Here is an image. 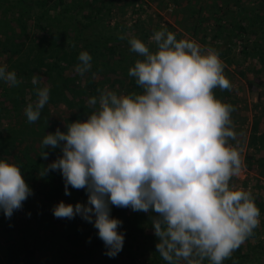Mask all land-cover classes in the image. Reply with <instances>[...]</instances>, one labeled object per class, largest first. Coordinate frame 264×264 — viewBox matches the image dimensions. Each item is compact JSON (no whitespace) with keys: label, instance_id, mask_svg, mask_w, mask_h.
Returning <instances> with one entry per match:
<instances>
[{"label":"clouds","instance_id":"obj_1","mask_svg":"<svg viewBox=\"0 0 264 264\" xmlns=\"http://www.w3.org/2000/svg\"><path fill=\"white\" fill-rule=\"evenodd\" d=\"M127 39L137 54L128 76L141 91L117 94L105 86L86 101L87 119L65 122L43 137L42 148L61 155L39 171H59L69 186L85 190L87 202L60 201L56 218L80 216L93 223L107 255L115 258L125 243L122 221L112 207L149 214L156 251L168 264H223L259 227L260 209L251 188L231 184L244 167L231 113L214 89L231 90L218 51L197 41L177 39L165 26L155 31L151 49L141 39ZM74 71L84 77L92 69L87 51L78 55ZM0 81L18 86L16 72L0 65ZM36 100L24 114L29 123L41 118L50 88L34 74ZM45 160L49 152L40 155ZM34 194L21 168L0 159V211L11 218ZM233 264H238L233 261Z\"/></svg>","mask_w":264,"mask_h":264},{"label":"trees","instance_id":"obj_2","mask_svg":"<svg viewBox=\"0 0 264 264\" xmlns=\"http://www.w3.org/2000/svg\"><path fill=\"white\" fill-rule=\"evenodd\" d=\"M170 1L185 11L186 21L191 19L185 29L189 28L202 45L216 49L224 59V75L231 82L232 88L223 91L217 88L213 91L219 100L234 106L235 111L231 113V119L238 133L237 124H234L237 118L234 113L240 108L234 95L233 74L229 72L228 67L240 65V60L225 55L230 56L236 41H240L242 58H252L264 64V0H259L258 6L248 11L242 7L241 0H235L238 11L231 18L230 11H224L217 0H211L212 3L207 8L209 17L204 16L202 5H199L196 11L189 10L188 6L193 3L192 0ZM182 1L186 2V6L182 7ZM120 2L0 0V58L6 57L5 61L0 59V65L6 64L9 71L14 70L17 79L21 81L15 87H9L7 83L2 84L5 96L18 94L19 99L15 100L11 108L1 104L0 118L4 113L16 112H19L18 116L22 118L20 124L14 126H17L16 128L7 129L5 136L0 132V159L18 165L28 185L47 201L48 206H54L60 201L73 205L78 202L85 203L87 194L83 189L76 190L69 186L71 195H65V183L59 171L49 172L44 177L39 175L42 166L50 164L61 152L59 149H44L41 146L46 133H54L57 129L53 127L51 114L45 108L48 104L42 110L43 118L34 123L28 122L27 125L21 124L26 118L25 107L28 103H34L37 98L34 91L36 86L31 82L32 76L36 74L41 77L40 87L47 85L50 88L48 103L73 108L74 114L66 122L87 119L85 112H90L91 109L87 108L86 101L90 96L99 94L97 89L107 86L117 94L141 91L135 83V78L128 76L129 68L134 66L139 57L130 51L128 40H122L120 36H135L153 50L155 44L149 42L152 33L141 19H137L130 26L123 22L113 24L112 19L121 7ZM127 4L135 15L137 10L134 9L133 3ZM212 18L215 24L209 33L205 23L213 20ZM226 18L230 20L229 25L224 24ZM156 27L161 28L159 25ZM255 36H258L260 41L251 45V38ZM81 51H87L92 56L91 72L84 77L74 71ZM72 72L75 75H72ZM247 81L249 90L253 91V82L249 79ZM255 112L244 156V167L253 176L250 175V180L245 181L233 177L230 183L244 190L251 188L255 203L260 209L261 223L254 230L253 238H256V243L252 245L251 250L246 251L241 245L223 264H233V261L238 264H264V238L260 239L264 234V114ZM230 143L235 146L237 140ZM43 151L49 152L47 160L40 157ZM250 181H253V185ZM44 207H36L35 225L38 224L40 216L49 218L52 215L49 208ZM111 215L123 222L119 231L125 234L123 250L115 258L105 255V245L98 237V230L94 228L93 223L80 216L74 219L58 218L59 225L48 221L47 226L51 227L52 235L50 247L57 248L61 254L58 262L61 263L68 257L78 262L87 260L89 264H168L156 251L158 238L154 235L148 213L113 206ZM3 227L0 229V236L12 231L13 222H6ZM28 227V230L31 229V226ZM34 233L39 232L35 230ZM35 238L36 242L32 244L19 233L13 239L9 236L11 241L6 249V264H44L36 260L40 250L37 242L42 240L38 234Z\"/></svg>","mask_w":264,"mask_h":264},{"label":"rangeland","instance_id":"obj_3","mask_svg":"<svg viewBox=\"0 0 264 264\" xmlns=\"http://www.w3.org/2000/svg\"><path fill=\"white\" fill-rule=\"evenodd\" d=\"M119 10L114 14V18L112 19L113 24L116 22H123L128 26L132 25L137 19H141L145 24V27L148 28L149 32L153 33L155 31L160 30L161 28H157L156 25L160 27L165 26L169 31L176 34V38L179 39H190L197 41L201 46L197 39V37L193 36L191 31L185 29L187 24L190 22V18L188 21L185 20V11L182 8H178L176 5L171 3L170 0H120ZM193 3L190 4L189 10H195L199 8V5L204 6V16L209 17V12L207 11L208 6L212 3L211 0H192ZM235 0H217L219 6L224 10L230 11L229 17H233L236 15V11H238V6L234 4ZM126 2V3H124ZM182 7L186 6V2L182 1ZM127 3H133L134 9L137 10L135 15L132 14V9L128 7ZM259 0H241V5L245 8L246 11L251 9L252 7H257ZM133 9V10H134ZM243 13V12H242ZM263 13V12H261ZM187 14V13H186ZM196 16V15H195ZM243 16V15H241ZM195 19V18H193ZM213 19V18H212ZM226 22V23H225ZM224 24L229 25L230 20L228 18L225 19ZM214 19L205 23V26L208 28V32L210 33L214 27ZM251 45L260 41L258 36L251 38ZM151 42V41H149ZM241 42L236 41V45L233 47L232 52L229 55H225L229 58H233L235 60H240V65L234 64L228 67L229 72L233 74L232 82L235 98L239 102L240 110L236 111L234 114L237 117L234 120V124H237L238 128V137L237 144L242 149L241 155L244 162V156L246 153L247 140L249 137V130L251 124L253 122L254 115L260 112L264 114V64L259 63L257 60H252V58L241 57L240 49ZM6 57H3L1 60L5 61ZM222 62L224 59H222ZM225 63V62H223ZM72 75H75L72 72ZM241 73L245 74L243 76ZM71 74V73H70ZM251 80L253 82V91H250L248 88V81ZM2 84L5 82L0 81V105L6 107H12L15 104V100L19 99L18 94H14L10 97L4 95L5 91L2 88ZM256 106V107H255ZM47 111L51 114V119L54 122V128H60L61 131L67 130L65 126L66 120L73 116L74 111L72 107H68L67 105L54 106L51 103L45 107ZM19 112L6 114L0 118V132L5 136L7 133V129H11L17 123L20 124L22 118L18 116ZM43 118V116H41ZM23 125H27V118L21 123ZM17 127V126H16ZM14 127V128H16ZM253 176L250 174L245 167H243L240 176L236 177L240 181H245L246 179L250 180L249 176ZM250 184L253 185V181H250ZM34 192V190H33ZM87 200L85 201V203ZM44 205V208H49V213L52 214L49 218L46 216H40L38 224L35 225L34 214L36 212L37 206ZM53 206H48L47 201L44 200L41 196L34 194L30 196L23 204V208L21 210H17L14 212L13 216L9 219L6 218L2 211H0V229L4 228L6 222L12 221L14 228L9 234H1L0 236V264H6V254H7V246L10 244L8 237H15L17 233L27 239V241L35 244L36 238L35 235H39L41 237V242H37L38 247L40 246V250L37 252V262L42 261L44 264H89V261H75L66 257L65 260L59 263L58 261L61 259V254L58 252L57 248L50 247L52 240L51 238V227L47 226V222L51 221L53 225H59L56 217H54L52 212ZM42 215V214H41ZM261 221V219H260ZM28 226H31V229L28 230ZM38 231L39 233L35 234L34 231ZM7 233V232H6ZM35 234V235H34ZM264 238V234L261 236V240ZM256 238L250 237L248 240L242 244L244 250L250 251L252 245H254ZM258 263V262H257ZM264 263V260H263Z\"/></svg>","mask_w":264,"mask_h":264}]
</instances>
